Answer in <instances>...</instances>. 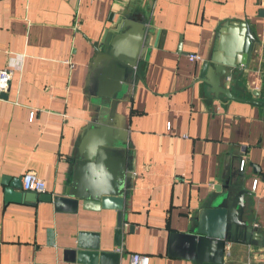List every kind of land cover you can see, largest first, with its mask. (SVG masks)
Returning a JSON list of instances; mask_svg holds the SVG:
<instances>
[{"label": "crops", "instance_id": "obj_1", "mask_svg": "<svg viewBox=\"0 0 264 264\" xmlns=\"http://www.w3.org/2000/svg\"><path fill=\"white\" fill-rule=\"evenodd\" d=\"M124 18L143 23L150 39L132 98L115 107L131 169L117 246L115 210L5 202L2 178L22 181L31 171L45 192L64 193L77 145L99 111L90 90L94 44ZM233 22L255 37L238 80L245 98L259 91L261 100L264 0H0V69L12 64L0 97V264H129L135 252L149 255V264H201L170 256V234L194 227L214 187L236 175L249 193L243 218L264 239V106L216 97L198 77L219 31ZM79 232L97 235L98 253L119 256L71 260L65 252ZM225 251V264H264L263 246L229 242Z\"/></svg>", "mask_w": 264, "mask_h": 264}, {"label": "water", "instance_id": "obj_2", "mask_svg": "<svg viewBox=\"0 0 264 264\" xmlns=\"http://www.w3.org/2000/svg\"><path fill=\"white\" fill-rule=\"evenodd\" d=\"M149 39L148 29L134 18H124L103 32L94 44L95 57L90 65L93 75L90 90L99 111L77 145L71 179L64 193L25 191L19 177L4 176L5 202H53L56 210L76 212L81 201L84 209H113L117 212L114 244H120L122 230L127 227L124 226V204L131 169L125 162L127 134L116 119L115 107L124 97L132 98L131 77L134 67L147 52ZM254 42L255 37L246 23L233 22L221 28L213 51L202 63L198 76L199 81L207 85L209 93L264 106V90L261 100L257 99L259 91H253L252 98H245L246 90L238 80L249 66ZM6 92H0V97L6 98ZM242 179L236 175L234 179L216 185L210 206L200 210L195 217L196 225L186 233L170 234V256L201 264H225L228 255L225 245L229 242L264 247L262 235L243 218L245 196L249 193L241 187ZM98 249L96 234L79 232L75 249L65 254L71 260L75 257L86 263H96L98 255L101 262L119 256L118 253H98Z\"/></svg>", "mask_w": 264, "mask_h": 264}, {"label": "built area", "instance_id": "obj_3", "mask_svg": "<svg viewBox=\"0 0 264 264\" xmlns=\"http://www.w3.org/2000/svg\"><path fill=\"white\" fill-rule=\"evenodd\" d=\"M188 58L191 61L200 59V57L195 53H190L188 55ZM11 77H12V64H10L5 68L0 69V92H4L7 90ZM135 77H136V66L134 67L132 80H131L133 85H134ZM21 186L22 189L25 191H33L36 193L45 192V185L43 180L38 178L31 171H28L25 174H23ZM149 263H150V257L147 254H142L137 252L130 254L129 264H149Z\"/></svg>", "mask_w": 264, "mask_h": 264}]
</instances>
